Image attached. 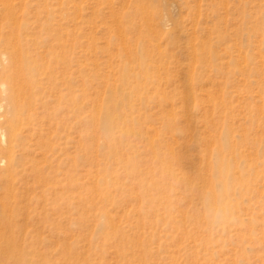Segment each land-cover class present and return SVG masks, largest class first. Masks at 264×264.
<instances>
[{
	"label": "rangeland",
	"instance_id": "374dc122",
	"mask_svg": "<svg viewBox=\"0 0 264 264\" xmlns=\"http://www.w3.org/2000/svg\"><path fill=\"white\" fill-rule=\"evenodd\" d=\"M17 35L56 78L14 140L9 93L0 108V158L17 169L10 195L0 163V232L26 264H264V0H0V55ZM143 49L155 78L129 97L128 163L93 122ZM227 167L239 222L214 230L201 197Z\"/></svg>",
	"mask_w": 264,
	"mask_h": 264
},
{
	"label": "bare ground",
	"instance_id": "6f19581e",
	"mask_svg": "<svg viewBox=\"0 0 264 264\" xmlns=\"http://www.w3.org/2000/svg\"><path fill=\"white\" fill-rule=\"evenodd\" d=\"M9 7H7V14L11 15L13 10H12V7H10V8ZM12 16H14V15L12 14ZM119 28H120V26H119ZM14 34H17V33H14ZM13 37H14V35H13ZM15 37H17V39L13 38V40L15 39L13 42V49L10 52H8L7 55L5 54V58L8 60V64H4L3 69H2V72L4 75V80H3L4 82L3 83L6 84L8 87L9 99L12 102L13 110L15 112V117L13 119V121H15V123L13 122V128L11 129L13 131V134H11V136L13 135V140L16 138V136L18 134L16 132L17 131V124L22 121L23 115L26 114V111H27L28 117L34 116L33 113H28V110H26L24 108V106L30 105L33 101L37 100V98H35V95L37 92L40 93V92L44 91V89L46 87H49L48 86L49 84L54 85L56 83V78L54 79L48 70H44L43 67H41L39 64L35 63L34 60L32 61V58L22 49L21 36L17 35ZM120 38H122V37H120ZM243 59H245V58H243ZM148 60H150L149 59V53L143 49L140 57L138 58L140 76L138 73H133V71H132L133 69L128 64H125L121 68L120 73H119L120 79H121V84H119V83L113 84L110 82L108 83V87L106 88V90L104 92V96H103L102 100L100 99V102L98 103V106H97L98 109H96L97 110V116L95 115L96 117H95L94 122H93V125H95V127H93V128H96V131H98L102 140L104 142H106L105 144H107V146L111 150L112 149L114 150L115 155H119V157L122 159L125 158L128 163L131 162L130 157L127 154H124L121 150L124 148V144L130 138V131H131V129H133L132 127H129L128 124L129 123L134 124V121H135V118L133 117V115L128 113L129 109H133V104L130 102L129 97L131 94L139 93L141 88L144 87L146 82H148V81L153 82V78H155V76H153L152 73L150 72V68L148 67ZM141 77L145 80V82L143 81V79H140ZM188 87H190V86H188L186 84L185 89L186 88L188 89ZM186 93H185V96H186ZM190 94H192V92H190ZM61 95L63 96L62 93H60V96ZM127 97H128V100H127ZM191 97H193V96H191ZM138 99L143 101L145 99V97L141 95L138 97ZM186 104H188V103L186 102ZM168 124L172 125L171 120H169ZM10 141H12L11 138H10ZM10 141H9V143H10ZM152 141H153V139H152ZM126 144H128V143H126ZM227 145L229 146V144H227ZM153 152H154V150H153ZM43 154H44V152L42 153V155ZM107 154L112 155L113 153L108 151ZM125 155H126V157H124ZM14 159L15 158L14 157L12 158L11 153L6 157L0 158V163L3 164L6 171H8V174L10 175V178L7 179V183H6V185H7L6 190H7V193L10 195L13 194V187H14V181H12V178L14 177V175L17 172V169H16L15 164H14ZM221 159L224 161V159H226V157H221ZM227 169H229V167L220 168L218 171L219 176L220 177L227 176L228 175ZM234 175H235V173H234ZM3 204H4V202H3ZM5 210H6L5 212L2 210L4 212L3 217H4L6 224L10 228L12 225V220H13L12 219L13 206H11L10 209H8V206L5 207ZM9 210H11V211H9ZM26 214H28V213H26ZM101 217L106 218L107 215H104ZM107 218H108V224H110V226L114 230L118 229L115 226L117 223L116 224L113 223L112 217H110L111 219L109 217H107ZM118 218H119V216H118ZM2 232H0V236L3 235V237H5L6 240H5L4 245L0 244V252L4 253L6 255L7 254L10 255V257L12 258V264H26L27 263V254L24 250L18 248V246L16 244L15 237H13L12 231H10L9 233L7 231H5L3 233ZM3 241H2V243H3ZM65 251H67L69 255H72V253H74L73 251L70 250V248L65 249ZM77 264H92V262L90 260V256L88 255V257H86L85 261L78 262Z\"/></svg>",
	"mask_w": 264,
	"mask_h": 264
},
{
	"label": "clouds",
	"instance_id": "9594fccd",
	"mask_svg": "<svg viewBox=\"0 0 264 264\" xmlns=\"http://www.w3.org/2000/svg\"><path fill=\"white\" fill-rule=\"evenodd\" d=\"M5 59L0 55V63L5 62ZM7 93V85L0 83V108L4 106ZM201 214L209 227L214 230H226L239 222L232 184L227 177L217 180L202 194Z\"/></svg>",
	"mask_w": 264,
	"mask_h": 264
}]
</instances>
